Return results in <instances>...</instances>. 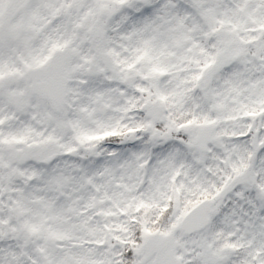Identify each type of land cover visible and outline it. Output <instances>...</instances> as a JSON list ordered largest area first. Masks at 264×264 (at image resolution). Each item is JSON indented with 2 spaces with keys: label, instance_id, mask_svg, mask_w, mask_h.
<instances>
[{
  "label": "snow or ice",
  "instance_id": "6c2138e0",
  "mask_svg": "<svg viewBox=\"0 0 264 264\" xmlns=\"http://www.w3.org/2000/svg\"><path fill=\"white\" fill-rule=\"evenodd\" d=\"M0 264H264V0H0Z\"/></svg>",
  "mask_w": 264,
  "mask_h": 264
}]
</instances>
